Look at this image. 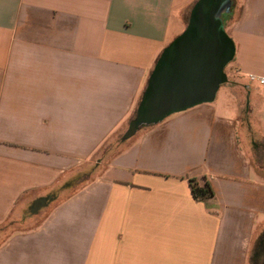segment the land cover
I'll return each instance as SVG.
<instances>
[{
	"label": "crops",
	"instance_id": "1",
	"mask_svg": "<svg viewBox=\"0 0 264 264\" xmlns=\"http://www.w3.org/2000/svg\"><path fill=\"white\" fill-rule=\"evenodd\" d=\"M195 1L0 0V224L98 163ZM234 2V56L214 100L140 128L90 181L0 238V264L254 262L264 82L248 75L264 77V0ZM190 179L213 196L195 199Z\"/></svg>",
	"mask_w": 264,
	"mask_h": 264
},
{
	"label": "water",
	"instance_id": "2",
	"mask_svg": "<svg viewBox=\"0 0 264 264\" xmlns=\"http://www.w3.org/2000/svg\"><path fill=\"white\" fill-rule=\"evenodd\" d=\"M230 4L231 0H196L193 3L184 30L156 59L134 115L120 135L121 141L134 136L143 126L214 100L220 85L227 81L225 67L234 56L235 46L225 31L222 18ZM48 201L47 196L34 199L30 212H38ZM258 255L255 250L254 261Z\"/></svg>",
	"mask_w": 264,
	"mask_h": 264
},
{
	"label": "trees",
	"instance_id": "3",
	"mask_svg": "<svg viewBox=\"0 0 264 264\" xmlns=\"http://www.w3.org/2000/svg\"><path fill=\"white\" fill-rule=\"evenodd\" d=\"M234 9L235 2L234 0H231L229 11L222 16L224 25L232 17L233 13L235 14ZM148 127L149 126H143L141 127L140 131L147 129ZM127 144V140H120L118 133L112 136V138L107 140L101 147L97 156V159L99 160L98 163H93L88 169L77 172L72 178L64 181L57 188L47 193L49 201L45 209H47L50 205L57 203L61 199L68 197L77 189L82 187V185H84L86 182L90 181L95 175H97L101 171L100 162L106 161L112 156H114L116 153L122 151L127 146ZM189 182L191 187V193L195 199L204 201L213 196L212 188L208 183H205L204 185L200 186L196 183L195 179H190ZM37 213H31L28 207V209L24 211L22 217L19 220L8 219L4 223L0 224V238L6 236L9 232L21 227V225L26 219L36 215ZM255 250L258 251L259 255L254 262H261L260 259L263 256L264 250V228L260 231V234L256 238L254 244V251Z\"/></svg>",
	"mask_w": 264,
	"mask_h": 264
},
{
	"label": "rangeland",
	"instance_id": "4",
	"mask_svg": "<svg viewBox=\"0 0 264 264\" xmlns=\"http://www.w3.org/2000/svg\"><path fill=\"white\" fill-rule=\"evenodd\" d=\"M225 71L228 72V73L230 72V63L225 67ZM223 88L224 87L222 85L221 88H220V91H218V96H221V94L223 92ZM260 261L261 262H251V264H264V262H262L263 261V256L261 257Z\"/></svg>",
	"mask_w": 264,
	"mask_h": 264
},
{
	"label": "built area",
	"instance_id": "5",
	"mask_svg": "<svg viewBox=\"0 0 264 264\" xmlns=\"http://www.w3.org/2000/svg\"><path fill=\"white\" fill-rule=\"evenodd\" d=\"M248 79H249L250 81H255V80H257V81H259L260 83H263V82H264V77H262V76H257V75H255V74H249V75H248Z\"/></svg>",
	"mask_w": 264,
	"mask_h": 264
}]
</instances>
